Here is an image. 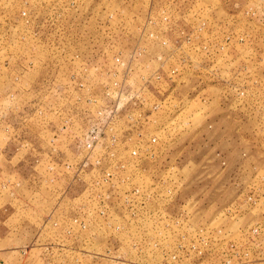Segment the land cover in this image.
Wrapping results in <instances>:
<instances>
[{"label": "rangeland", "instance_id": "374dc122", "mask_svg": "<svg viewBox=\"0 0 264 264\" xmlns=\"http://www.w3.org/2000/svg\"><path fill=\"white\" fill-rule=\"evenodd\" d=\"M7 152L1 264H264V0H0Z\"/></svg>", "mask_w": 264, "mask_h": 264}, {"label": "crops", "instance_id": "0c3cea01", "mask_svg": "<svg viewBox=\"0 0 264 264\" xmlns=\"http://www.w3.org/2000/svg\"><path fill=\"white\" fill-rule=\"evenodd\" d=\"M85 63V61H83ZM73 86V84L71 85ZM67 88V87H65ZM73 91V95L76 96V94H79L78 90L74 92L73 87L71 88ZM76 93V94H75ZM60 124V123H59ZM23 128V126H22ZM47 130V129H45ZM45 134V133H44ZM43 137V135H42ZM12 135L8 136V139H11ZM9 153H6L5 157V165L4 163L0 162V185L2 187H5L4 185H7L8 191H2L0 188V201L2 200L3 203H5V206L11 207L12 205L16 204L17 202L24 201L26 199V188L32 187L29 182L31 179L29 176L24 172V168H14L12 165L14 159L9 160L11 157ZM25 161V160H24ZM22 165L26 167V164L22 162ZM29 197V196H28ZM33 198V197H31ZM12 204V205H11ZM5 219H11L9 216H6ZM2 222V219L0 217V223ZM4 222V221H3ZM2 222V223H3ZM1 264V263H0Z\"/></svg>", "mask_w": 264, "mask_h": 264}, {"label": "built area", "instance_id": "2783aa9c", "mask_svg": "<svg viewBox=\"0 0 264 264\" xmlns=\"http://www.w3.org/2000/svg\"><path fill=\"white\" fill-rule=\"evenodd\" d=\"M116 62L118 65H121V67H124L125 62L122 60L121 56H118L116 59ZM82 85V84H81ZM104 110L102 108H99L97 111V115L100 116V119L98 124L90 127L88 130H86L83 134V141L84 143H86L87 147L91 148L94 142H98L100 140H103L105 138L104 136V132H105V121L106 119H103L104 116ZM117 137H114V140H117ZM134 154H136L137 152L134 150L133 151Z\"/></svg>", "mask_w": 264, "mask_h": 264}]
</instances>
